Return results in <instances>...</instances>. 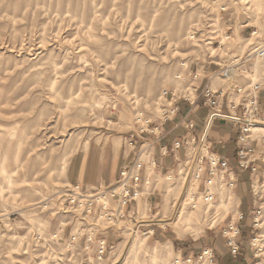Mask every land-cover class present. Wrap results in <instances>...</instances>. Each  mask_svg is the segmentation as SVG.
<instances>
[{
	"label": "rangeland",
	"instance_id": "rangeland-1",
	"mask_svg": "<svg viewBox=\"0 0 264 264\" xmlns=\"http://www.w3.org/2000/svg\"><path fill=\"white\" fill-rule=\"evenodd\" d=\"M263 37L264 0H0V264H172V243L148 230L175 243L236 224L238 200L219 172L214 202H203L194 177L207 161L193 165L208 155L196 144L173 171L148 169L134 220L102 260L67 247L71 217L57 210L77 152L155 125L195 96L192 72L209 65L220 75ZM180 208L179 224L163 226Z\"/></svg>",
	"mask_w": 264,
	"mask_h": 264
},
{
	"label": "crops",
	"instance_id": "crops-1",
	"mask_svg": "<svg viewBox=\"0 0 264 264\" xmlns=\"http://www.w3.org/2000/svg\"><path fill=\"white\" fill-rule=\"evenodd\" d=\"M241 33L242 36L248 34L246 30ZM216 70L214 66L204 65L201 69L192 72V75L198 76L195 96L178 101L175 110L167 113L166 117L155 125L147 124L145 128L135 125V128L128 131L126 135L110 133L103 144L93 142L87 148L77 152L67 168L68 177L73 185H79L84 189L113 186L120 178L123 167L130 166L136 161L141 164L144 180L148 176L152 177L148 173L149 168H151L149 172L152 168L160 173L173 171L180 164L187 147L196 144L205 130V120L209 109L202 97L204 87L210 84L216 91L226 92L227 90L222 77ZM242 80L246 83L245 78H240V83ZM262 96L264 98V93ZM234 100L237 98L232 92L221 97L222 109L227 110L229 102ZM190 124H193V129ZM178 143L181 145L179 149L176 148ZM208 145L209 153L220 160L227 161L230 171L236 177L234 194L238 200L239 212L236 226L241 231L239 238L242 246L241 254L234 258L225 246L222 231L230 222L222 231L209 233L199 239L188 242L175 241L177 247L171 235L164 229L152 228L148 232L151 236L157 237L154 240L158 243L171 242L181 258H196L203 251L210 250L212 264H253L255 259L249 248V240L256 233L253 229L255 211L259 208L264 210V192L260 190L258 194L257 190L264 182V145L261 140L255 143L257 151L252 156V162L247 169L239 164L238 128L232 123L217 121L208 133ZM145 154H149L148 160ZM144 194L141 192L142 196H145ZM68 231L70 232L69 229ZM66 235L69 236L68 233ZM120 236V231H109L101 240H104L109 248L116 244Z\"/></svg>",
	"mask_w": 264,
	"mask_h": 264
},
{
	"label": "built area",
	"instance_id": "built-area-1",
	"mask_svg": "<svg viewBox=\"0 0 264 264\" xmlns=\"http://www.w3.org/2000/svg\"><path fill=\"white\" fill-rule=\"evenodd\" d=\"M257 34L256 29L252 31L249 40ZM227 38L230 39V36ZM221 45L219 43V46ZM251 46L252 50L239 58L236 64L221 71V77L228 83L226 92L216 91L210 84L202 91L204 103L209 111L205 120V130L196 145L201 153L205 150L208 156L201 157L200 161L196 157V163L193 166L195 167L197 162H200V166L203 167L204 159L207 161L206 168L203 172H198L194 180L200 183L198 189L203 190L205 200L209 203L214 202L215 194L210 190L214 183L210 185L208 181L216 178V172L220 174L222 186L233 191L236 186V177L230 171L228 162L209 153L208 133L214 124L217 121H225L238 128L237 157L242 168L250 167L251 158L257 151L255 143L261 140L264 145V137H253V129L256 125H264V98L262 96L264 93V37L257 43L253 42ZM197 77L195 74L194 78ZM238 78H245L246 83L238 82ZM230 92L236 96L237 100L228 101L227 110H223L220 98L226 94L229 95ZM190 127L193 129V124H190ZM180 147L178 143L176 148ZM192 170L194 174V168ZM141 172V164L136 161L130 166L123 167L120 178L113 186H99L93 189H84L79 185L67 187L63 191L65 200L59 204L57 211L71 217L69 241L76 242L79 246L83 242L80 246L82 251L88 252L94 248L97 258H104L107 255L108 246L101 239L109 231L129 229L130 222L134 220L137 213V195L145 184ZM257 190L258 194L260 190L264 192V182ZM132 225L136 231L142 226L137 222ZM253 229L256 233L249 240V248L255 259L253 264H264V210L262 208L255 211ZM222 235L229 254L234 258L238 257L242 252L239 239L240 228L231 221L222 231ZM207 252L209 262L212 264L210 250L203 251L196 261H201ZM192 260V257L185 258L184 264L192 263Z\"/></svg>",
	"mask_w": 264,
	"mask_h": 264
},
{
	"label": "bare ground",
	"instance_id": "bare-ground-1",
	"mask_svg": "<svg viewBox=\"0 0 264 264\" xmlns=\"http://www.w3.org/2000/svg\"><path fill=\"white\" fill-rule=\"evenodd\" d=\"M264 128V125H260V124H257L256 125V127H255V129H263ZM264 130V129H263ZM4 168V167H3ZM181 172V171H180ZM179 172V173H180ZM169 181H173L174 182V177L173 176H168V178H167ZM183 180H184V178H183ZM179 182V181H178ZM181 182V181H180ZM194 182H196V184L198 185V187L197 188H199V182L198 181H196V180H194ZM215 182V179H211V180H209L208 181V184H212L213 185V183ZM147 181L145 182V184L147 185ZM180 185V184H179ZM182 186H183V184H182ZM213 187H214V185H213ZM192 188V187H191ZM192 190L190 189V186H189V188H188V190L186 191V194H185V196H184V199L183 200H185V198L187 197V196H191L192 197V192H191ZM230 192H234L233 190H231ZM141 193V192H140ZM140 193H138V195L140 194ZM200 194H201V196L202 195H204V193L203 192H200ZM137 195V196H138ZM194 198V197H193ZM187 201V200H186ZM183 202V201H182ZM203 202L205 203V204H211V203H209V202H206V200H205V197L203 198ZM213 203V202H212ZM167 206V205H166ZM194 207H196V205H193ZM174 208V207H173ZM167 209H169V207H167ZM181 211H183V209L182 208H180V210H179V212H178V215H177V218L175 219V220H171V221H169V219L168 218H165L164 216H161L162 217V219L160 220L161 222H162V225L163 226H167V225H170V226H173V225H176L177 224V222H178V220H180V217H181ZM166 212V211H165ZM195 214V213H194ZM191 215H192V213H191ZM190 214H189V217L191 216ZM165 218V219H164ZM191 218V217H190ZM185 219V218H184ZM232 219H233V217H232ZM190 220V219H189ZM188 220V221H189ZM182 221V220H181ZM178 224H179V222H178ZM175 229H176V227H175ZM179 229V228H178ZM179 231V230H178ZM178 234V233H177ZM180 235V234H179ZM134 243H140L138 240L137 241H133ZM71 245H72V242L71 241H68V245H67V247H71ZM144 245V244H143ZM134 246H136V245H134ZM133 246V247H134ZM141 248V247H140ZM123 250H124V245H122V244H120L117 248H115V255L116 256H119V255H121V253L123 252ZM136 249H134V251H135ZM114 251H113V253H114ZM103 259V258H102ZM102 259H100V260H102ZM209 256H208V252L206 253V255L203 257V259H202V261H196V262H192V264H206V262L207 261H209ZM98 260H99V258H98ZM172 264H183L182 263V260H181V257L179 256L178 258H176V259H174V261L172 262Z\"/></svg>",
	"mask_w": 264,
	"mask_h": 264
}]
</instances>
